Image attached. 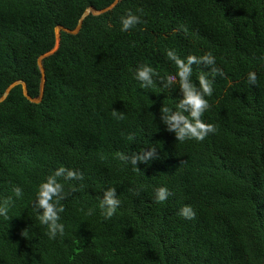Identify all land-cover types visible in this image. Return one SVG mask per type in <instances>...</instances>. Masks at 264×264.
<instances>
[{"label":"trees","instance_id":"1","mask_svg":"<svg viewBox=\"0 0 264 264\" xmlns=\"http://www.w3.org/2000/svg\"><path fill=\"white\" fill-rule=\"evenodd\" d=\"M9 88L0 264H264V0H0Z\"/></svg>","mask_w":264,"mask_h":264},{"label":"water","instance_id":"2","mask_svg":"<svg viewBox=\"0 0 264 264\" xmlns=\"http://www.w3.org/2000/svg\"><path fill=\"white\" fill-rule=\"evenodd\" d=\"M94 12V13H98L99 11H97L94 7H90V8H88L87 10H86V12H84V14H83V16H82V20H83V18L86 16V15H88L90 12ZM96 11V12H95ZM82 20L80 21V23H82ZM81 25V24H80ZM55 50H54V48L52 49V50H50L49 52H47L45 55H48V54H51V53H53ZM43 57H44V55H43ZM40 64V63H39ZM40 66H41V68H42V71H44L43 70V66L40 64ZM44 80H45V76L43 77V82H42V92H41V95H40V97H39V100L41 99V97H42V95H43V85H44ZM9 90H10V88L6 91V93L0 98V101H2L6 96H7V94H8V92H9Z\"/></svg>","mask_w":264,"mask_h":264},{"label":"rangeland","instance_id":"3","mask_svg":"<svg viewBox=\"0 0 264 264\" xmlns=\"http://www.w3.org/2000/svg\"><path fill=\"white\" fill-rule=\"evenodd\" d=\"M92 12H93V11H92ZM62 29H64V28L61 27V26H57V27L55 28V32H56V44H55V47H54V48H56V47L58 46V40H59L60 33H61ZM41 58H42V57H40V59H39V63H40V64L42 63V62H41Z\"/></svg>","mask_w":264,"mask_h":264}]
</instances>
